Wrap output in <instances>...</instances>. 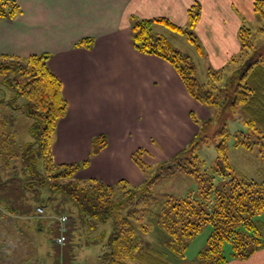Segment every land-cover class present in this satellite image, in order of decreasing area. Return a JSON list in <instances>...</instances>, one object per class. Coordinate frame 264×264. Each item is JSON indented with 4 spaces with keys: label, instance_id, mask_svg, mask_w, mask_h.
Wrapping results in <instances>:
<instances>
[{
    "label": "trees",
    "instance_id": "trees-1",
    "mask_svg": "<svg viewBox=\"0 0 264 264\" xmlns=\"http://www.w3.org/2000/svg\"><path fill=\"white\" fill-rule=\"evenodd\" d=\"M262 6L261 0L254 2V13L264 21ZM19 13L16 3L0 0V20L13 19ZM199 15L200 5L195 2L187 11L186 27L166 18L131 17L134 49L168 62L188 95L210 112L205 120L190 114L198 131L169 160L147 166L141 161L142 150L132 155L145 176L139 186L125 181L104 185L93 179H77L75 175L87 166L88 159L56 165L51 154L52 137L67 104L60 81L46 65L49 56H0V219L12 222L17 241L26 240L37 253L36 236L53 233V228H44V219L36 217V209L42 207L45 213L71 212L67 243L83 232L87 244L101 245L98 264H187L185 250L205 227L210 228L206 245L188 264L246 261L264 249V222L258 219L264 214V183L233 171L227 146L232 137L235 147L257 149L264 158V43L255 45L253 32L241 25V50L231 59L240 62L236 71L222 84L220 71L208 70L207 80L200 82L193 58L152 29L154 24H160L185 35L202 55L193 32ZM257 33L264 34V25ZM91 42L84 39L76 46L88 47ZM15 101L20 104L16 106ZM17 109H22L31 121L32 140L23 144L17 142L13 131V111ZM230 121L241 125L232 134ZM105 142L104 136L95 137L92 153H97ZM212 144L216 158L208 170L201 149ZM176 173L190 177L196 191L182 196L165 194L159 209L153 210L151 207L158 204L154 185ZM216 177L220 178L218 182ZM148 217L154 218L156 224L148 222ZM155 228L164 236L160 252L152 240ZM31 257L30 253L26 258L29 264L34 263Z\"/></svg>",
    "mask_w": 264,
    "mask_h": 264
},
{
    "label": "crops",
    "instance_id": "crops-1",
    "mask_svg": "<svg viewBox=\"0 0 264 264\" xmlns=\"http://www.w3.org/2000/svg\"><path fill=\"white\" fill-rule=\"evenodd\" d=\"M11 1L20 13L0 20V56L47 54L46 65L60 81L67 104L52 137L53 162L63 165L88 159L75 177L104 185L120 181L141 185L145 176L132 159L135 152L143 151L141 161L147 166L169 160L198 131L190 114L198 120L210 117L209 110L188 95L168 62L134 49L131 17L166 18L186 27L187 11L198 2L200 15L193 32L209 63L208 70L213 71L223 70L239 55V28L259 17L254 13L256 0ZM84 39L92 42L77 47ZM97 136H104L106 142L93 154L92 140ZM46 213L45 229L55 221L51 210ZM78 235L58 250L57 257L48 234L37 235L38 259L44 260L43 264H64V260L68 264H89L87 260L98 264L101 245L87 244L83 232ZM227 264H264V249L246 261Z\"/></svg>",
    "mask_w": 264,
    "mask_h": 264
},
{
    "label": "rangeland",
    "instance_id": "rangeland-1",
    "mask_svg": "<svg viewBox=\"0 0 264 264\" xmlns=\"http://www.w3.org/2000/svg\"><path fill=\"white\" fill-rule=\"evenodd\" d=\"M263 25H264V21L260 19L258 16H256L254 21L252 22L247 21L244 23V26L248 27L253 32V41L254 44L257 46H261L264 43V34L257 33V29L262 27ZM152 29L155 33L165 36L175 47L188 53L196 63V67H197L196 76L198 80L200 82H205L207 80L206 76L208 69L210 67L209 63L207 59H205L204 55L200 56V54L195 49L194 45L191 44V42L187 39L185 35H181L176 32H173L160 24H154ZM262 54H263L262 56H264L263 52ZM239 64L240 62L236 63L229 61L227 65L224 67V69L220 71V75H221L220 82L222 84L226 83V81L230 78V76L234 73V71H236V68ZM1 78L2 77H0V79ZM18 104H20V102L15 101V105L17 106ZM13 117L15 121L13 125V131L17 142L23 144L25 142L31 141L32 136L29 132V125L31 123L30 118L27 117V115L22 111V109H17L13 111ZM240 127L241 125L238 122L229 123V130L231 134ZM227 146H228V162L232 167L233 171H235L239 176H244L256 182L264 183V158L261 157L257 149L247 150L241 147H235L234 140L232 137L229 138ZM201 156L205 161L206 168L210 170L216 158V151L214 149V145L212 144L209 147L202 148ZM219 180H220L219 177L215 178L216 182H218ZM47 183H50V180H47ZM196 189H197L196 183L190 177L185 176L183 174L181 175L179 173H176L171 176L168 175L165 179L161 180L156 185H154L152 190L158 204L153 205L151 208L157 211L160 207V202L164 198L165 194L182 196V195H186L187 193L195 192ZM139 206L141 207L142 204H140ZM68 213H69L68 211L62 210L56 213L53 212L52 214L55 221L52 222L50 226L51 228H53L52 234L54 236L52 234L49 235V240L53 239L54 243L56 241V237L58 236L56 234V229L58 228V222L56 219H58V217L62 215H67L70 217L72 214L71 212L69 214ZM46 215L47 213H45L43 216L36 215V217L38 219L40 218L41 220L44 219ZM258 219L264 222V214L259 216ZM147 221L148 222L151 221L150 223H152L153 225L156 224L154 218L148 217ZM5 223L1 221V225H0V264H29L28 262H26V258L30 253L32 256L31 260H34L33 264H43L45 261L44 260L39 261V259L36 256L37 253H35V250H32V248H30L26 240L17 241V239H15L17 233H15L14 231L15 229L13 227L12 222L6 220ZM157 228H155L156 229L155 230L156 233H154L155 238H152V240H154V245H156L158 252H160L161 251L160 246L161 247L163 246L164 248V244L160 242L164 236L163 233ZM209 231H210L209 227L203 228V230L189 242L185 250L184 263L188 264L195 260L198 252L201 251L206 245V240ZM152 240L150 239V241ZM51 246H52L51 247L52 252L54 253L55 257H57V255L59 254L58 250L61 247H59L57 244L56 245L52 244ZM94 247L95 246L91 247L92 250L94 249ZM226 249L228 252L229 248L227 247ZM87 250L89 252V249ZM90 254H88L87 257ZM90 256L92 257L93 254H91ZM65 257L68 258L67 256ZM93 257L95 259L96 256ZM87 261H88L87 263L90 264V260ZM64 264H68V262L64 260Z\"/></svg>",
    "mask_w": 264,
    "mask_h": 264
},
{
    "label": "built area",
    "instance_id": "built-area-1",
    "mask_svg": "<svg viewBox=\"0 0 264 264\" xmlns=\"http://www.w3.org/2000/svg\"><path fill=\"white\" fill-rule=\"evenodd\" d=\"M38 215L43 216L45 214L44 209L42 207H38L36 209ZM58 222V232L59 235L56 237L55 244H57L59 247H64L67 242V233H68V220L69 216L67 215H62L59 216L58 219H56Z\"/></svg>",
    "mask_w": 264,
    "mask_h": 264
}]
</instances>
